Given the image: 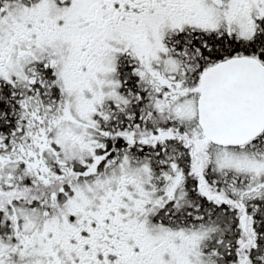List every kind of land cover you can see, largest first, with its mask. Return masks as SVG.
Here are the masks:
<instances>
[{"label": "snow or ice", "instance_id": "obj_1", "mask_svg": "<svg viewBox=\"0 0 264 264\" xmlns=\"http://www.w3.org/2000/svg\"><path fill=\"white\" fill-rule=\"evenodd\" d=\"M0 264H264V0H0Z\"/></svg>", "mask_w": 264, "mask_h": 264}]
</instances>
